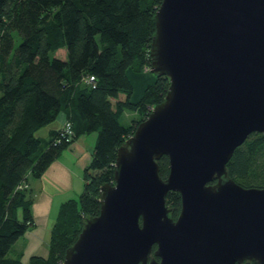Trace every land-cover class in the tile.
I'll return each mask as SVG.
<instances>
[{"label": "water", "instance_id": "water-1", "mask_svg": "<svg viewBox=\"0 0 264 264\" xmlns=\"http://www.w3.org/2000/svg\"><path fill=\"white\" fill-rule=\"evenodd\" d=\"M155 22L150 69L169 88L119 145L63 264H264V186L227 165L264 132V0H162Z\"/></svg>", "mask_w": 264, "mask_h": 264}, {"label": "trees", "instance_id": "trees-1", "mask_svg": "<svg viewBox=\"0 0 264 264\" xmlns=\"http://www.w3.org/2000/svg\"><path fill=\"white\" fill-rule=\"evenodd\" d=\"M161 3L0 0V264H24L10 250L34 223L28 173L41 176L62 150L89 131H97L98 138L84 168V189L79 199L62 203L51 229L49 254H33L30 264H63L85 217L100 213L101 185L114 181L119 145L164 99L170 85L167 75L156 74L142 96L132 100L134 85L128 69H150L155 15ZM15 31L21 36L19 43ZM61 47L67 49L66 58L51 56ZM90 75L94 81L88 80ZM126 110L135 111L129 124L119 119ZM60 112L73 121L75 135L66 140L60 128L52 129L42 148L43 139L36 131ZM159 163L166 177L168 155H162ZM227 165L239 183L264 186V132L251 133ZM22 180L28 186L17 188ZM167 201L176 217L182 207L181 193L170 190Z\"/></svg>", "mask_w": 264, "mask_h": 264}, {"label": "rangeland", "instance_id": "rangeland-1", "mask_svg": "<svg viewBox=\"0 0 264 264\" xmlns=\"http://www.w3.org/2000/svg\"><path fill=\"white\" fill-rule=\"evenodd\" d=\"M16 37V42L19 43L21 40V36L18 32H14ZM51 56H57L61 58L67 57V49L66 47H61L57 50L51 51ZM148 69V68H146ZM154 73V72H153ZM135 81V80H134ZM137 90V85H136ZM134 110L124 111L119 119L124 124H129L132 121V117L134 116ZM49 126H43L36 131V134L41 136L42 148L46 147L47 140L50 137V133L48 130ZM92 134H82L86 137L92 144H94L95 134L97 131H89ZM46 171V170H45ZM44 171V173H46ZM42 174L41 176H35L33 173H28L29 184L32 188V196L33 202L31 204L32 214L34 216V223L31 224L27 231L13 244V247L10 250L11 256H19L24 264H30V258L33 254L40 255H48L50 252V236L51 229L53 224L57 219V215L60 209V206L63 202L70 198L79 199L85 183V171L84 168L80 170L79 176L78 174L71 173L70 175L62 178L49 179L46 175ZM43 176V178H42ZM47 182H52L54 189L52 192V198L41 197L40 201L37 199V194L39 193L42 183L48 184ZM42 190V189H41ZM70 190V191H69ZM45 193L48 192V188L46 187L43 190ZM62 202V203H61ZM61 203V204H60ZM60 204V205H59ZM18 214L22 217V208H18Z\"/></svg>", "mask_w": 264, "mask_h": 264}, {"label": "crops", "instance_id": "crops-1", "mask_svg": "<svg viewBox=\"0 0 264 264\" xmlns=\"http://www.w3.org/2000/svg\"><path fill=\"white\" fill-rule=\"evenodd\" d=\"M128 74L133 82L134 85V92L132 95V100L137 101L142 94L144 93L146 87L154 82L156 80V74L151 71V69H144L141 72H136L133 69L129 68L128 69ZM135 80V81H134ZM136 85H137V90H136ZM125 93L120 94V99L125 98ZM113 100H116L113 98ZM127 111V110H126ZM135 113V111H134ZM67 119L66 113L65 112H60L58 117L47 124L49 133L52 129H59ZM46 126V125H45ZM83 134H92L89 132H85ZM95 142L92 144L88 139H86L85 136L82 134L79 135L68 147H66L62 152L51 162V164L48 166L46 169V173H44L46 176L43 178L45 179L48 177L49 179H54L55 178H62L70 175L71 173L78 174L80 173V170L82 168H85V166L90 162L93 154V149L94 146L97 142L98 138V132L95 134ZM78 174L77 176H79ZM48 184H43L41 186V189L39 193L37 194V201L41 199L43 196L45 197H50L52 198L53 196V183L52 182H47ZM48 188V192L45 193L43 190L45 188ZM70 191V190H69ZM62 203V202H61ZM60 203V204H61ZM59 204V205H60Z\"/></svg>", "mask_w": 264, "mask_h": 264}, {"label": "built area", "instance_id": "built-area-1", "mask_svg": "<svg viewBox=\"0 0 264 264\" xmlns=\"http://www.w3.org/2000/svg\"><path fill=\"white\" fill-rule=\"evenodd\" d=\"M88 80L89 81H94L95 80V76L94 75H90L88 77ZM60 130H61V133H60L61 136L65 137L66 140H70L75 135V129H74V126H73V121L71 119L67 118L65 120V122L63 123V125L61 126ZM61 136L58 138V141L61 140ZM27 186H28L27 181L22 180L18 184L17 188L22 189V188H25Z\"/></svg>", "mask_w": 264, "mask_h": 264}, {"label": "flooded vegetation", "instance_id": "flooded-vegetation-1", "mask_svg": "<svg viewBox=\"0 0 264 264\" xmlns=\"http://www.w3.org/2000/svg\"><path fill=\"white\" fill-rule=\"evenodd\" d=\"M179 215V214H178ZM178 215L175 217L174 216V218L176 219L177 217H178ZM156 247V246H155ZM157 257V259H159L160 260V257L159 256H156Z\"/></svg>", "mask_w": 264, "mask_h": 264}]
</instances>
